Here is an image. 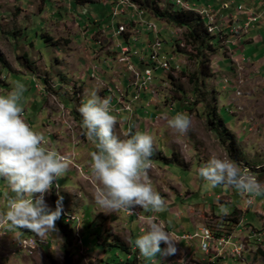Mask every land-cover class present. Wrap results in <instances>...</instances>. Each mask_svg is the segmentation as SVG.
<instances>
[{
    "label": "rangeland",
    "instance_id": "1",
    "mask_svg": "<svg viewBox=\"0 0 264 264\" xmlns=\"http://www.w3.org/2000/svg\"><path fill=\"white\" fill-rule=\"evenodd\" d=\"M84 1L91 3L83 5ZM107 1L0 0V94L12 91L17 81L22 83L25 87L22 104L27 123L45 136L50 148L58 150L64 145L59 153L68 158L69 167L62 178L53 181L45 202L55 210L54 200L63 197L62 220L67 223L68 218H78L80 221L77 230L81 231L85 253L81 254L75 240L70 248L72 264L127 262V256L134 255L132 241L147 230L146 218L166 224L172 235L194 234L197 228L186 219L188 212L192 218L198 216L202 220L198 228L211 226L216 231H233V242L246 240L247 258L245 254L240 259L216 258V264H264V193L254 196L249 204L248 197L242 196L235 188L226 184L213 188L198 175V169L215 153L235 161L264 184V63L257 68L251 66L264 60V43L258 47L244 44L248 34L243 35L235 56L247 57L251 64L246 66V62L237 60L231 63V51L220 45L223 38L218 41L207 31L215 38L211 41L216 50L213 47L212 52L204 53L209 76L203 78L199 75L201 67L198 64L202 51L198 53V49L184 42L185 30L176 31L174 26L164 24L141 8L161 32L164 52L171 57L176 54L171 65L179 66V69L155 72L149 91L143 92L134 105L131 103V110L126 108V114L119 118L126 125L130 120L126 115L132 113L135 127L130 133L140 131L153 136L154 158L149 179L165 201L164 210L158 213L134 207L142 211L137 210L145 218L142 221L136 217L134 222L135 217L131 218L127 211H112L97 205L95 192L99 185L90 167L91 153L96 147L82 127L83 118L78 110L86 94L90 95L93 90L105 98L109 88L118 89L127 99L132 98L131 101L136 92L128 88L130 81L132 84L134 80L128 62L119 61L115 54L116 44L126 42L122 36L114 34L119 24L131 22L134 12L127 9L125 15L113 17L116 4L106 5ZM157 1L161 10L179 7L186 10L171 0ZM185 1L196 10L214 4L212 0ZM225 1H228V10H235L239 13L237 16L241 15L245 20L248 8L254 9L257 5L253 6V1H262L264 8V0ZM134 3L140 6L136 1ZM220 5L214 11L218 12ZM234 23L237 27L243 22L234 18ZM255 26L256 32L264 37V26L261 23ZM135 29L140 30L138 24ZM145 34H148L146 30ZM149 35V39H156L155 34ZM178 41L184 42L180 49L176 47ZM137 62L136 66H140L137 71H141V62ZM194 74L199 75L196 85L190 81ZM177 113H188L192 119V126L184 135L169 128L165 119ZM56 114L58 118L60 114V118L53 123L51 118ZM217 116L225 121V126L219 125ZM120 127L122 125L117 123L115 132L123 138ZM14 195L0 177V213L6 210L8 199ZM214 205L219 216L206 211ZM234 210L235 215L231 213ZM246 214L247 220L242 223ZM71 225L76 228V224ZM239 225L244 228L240 234L236 233L240 231ZM135 226L138 235H135ZM114 236L120 242L115 243ZM174 238L178 241L177 252L166 256V264H212L199 240L187 242L181 239L182 236ZM64 242L57 223L56 230L43 237L10 222L0 223V264L63 263ZM119 244H125L130 253L114 248ZM161 245L167 247L163 242ZM105 249L114 250L102 257ZM135 256L138 264H165V255L162 254L145 259L135 251ZM155 258L156 262H152Z\"/></svg>",
    "mask_w": 264,
    "mask_h": 264
},
{
    "label": "clouds",
    "instance_id": "2",
    "mask_svg": "<svg viewBox=\"0 0 264 264\" xmlns=\"http://www.w3.org/2000/svg\"><path fill=\"white\" fill-rule=\"evenodd\" d=\"M24 91V85L17 81L12 91L0 94V177L15 194L8 199L6 210L0 213V223L10 222L43 237L56 230L63 199L60 197L52 210L44 196L51 190L53 181L67 172L69 163L65 155L50 148L45 136L24 119ZM78 110L83 118L82 127L96 147L91 153L90 167L99 185L95 192L97 205L130 214L136 206L145 211H163L165 201L149 179V170L153 167V136L140 131L125 133L123 138L117 135L118 120L112 114L110 99L100 97L95 90L86 94ZM165 119L168 127L180 135L186 134L192 126L188 113H177ZM198 175L213 188L219 184L235 188L248 197L249 204L252 197L264 193V184L247 169L215 153L198 169ZM139 218L145 220L143 216ZM145 222L147 230L134 241L140 255L145 259L157 254L174 255L178 241L164 224L153 218ZM162 242L167 245L163 250Z\"/></svg>",
    "mask_w": 264,
    "mask_h": 264
},
{
    "label": "built area",
    "instance_id": "3",
    "mask_svg": "<svg viewBox=\"0 0 264 264\" xmlns=\"http://www.w3.org/2000/svg\"><path fill=\"white\" fill-rule=\"evenodd\" d=\"M181 3V6L186 9L190 8L185 0H177ZM114 4H116V10L112 13L113 17H118L120 15H125L127 9L132 10L134 14L132 15V20L129 24H121L118 27V31H115V36H123L126 44L118 43L116 44V48L120 49V54L122 55V62H128L131 71L133 72L132 78L133 83H129L131 87H133L134 91L136 90V95L134 93L133 101L127 102L126 95L118 89L109 90L113 92L117 90L118 93L121 94V97L118 99L119 104L126 105L123 107V110H131V103L137 101L143 92L149 91L150 86L153 84L155 79V72L158 71H170L172 69L171 62L175 60V55L169 56L164 52L163 49V41L160 38L161 32L159 31L156 24H153L151 21L143 20V16L145 12L142 11L140 6L134 5L130 0H115ZM120 8L122 10L120 11ZM229 5L224 4L223 7L218 11H214L211 8H206L203 10H197L199 13L203 15L204 18L207 19L208 25H217L218 33L212 34L214 37H222L223 44L228 45L229 43L232 46H237L238 42L241 41L243 35H246L250 32V29L254 24H256L260 16L256 14H250L246 12V20L242 21L241 26H235L234 17L232 15H228L223 13L224 11H228ZM239 11H242V7H239ZM113 12V11H112ZM138 17L137 21L136 18ZM238 21V20H237ZM144 24L147 26L148 31H151L155 34L156 39L148 42L146 47L142 51H137L130 44L132 42H138L140 31H136L135 24ZM128 27L132 28L128 30ZM138 57L141 62L142 69L141 71H137V66L132 63V58ZM140 67V66H139ZM179 69V66L176 67ZM173 70V69H172ZM136 86V87H135ZM110 107L113 110L114 106L110 104ZM23 117L25 118V114L23 113ZM27 122V120H26ZM46 196V194H45ZM44 196V199H45ZM130 214L128 211V215L140 217V214L134 208L131 210ZM77 222H80L78 218H68V224H76L75 236H76V245L80 249L81 254L85 253L84 241L81 235V231L77 230ZM72 226V225H71ZM33 238V237H32ZM185 241H195L199 240L202 250L212 258H222V259H240L244 256V254L248 250L247 242L245 239L238 240L237 243L233 242L234 233L229 230H220L216 231L211 226H203L198 228L194 234H186L183 235L182 238Z\"/></svg>",
    "mask_w": 264,
    "mask_h": 264
},
{
    "label": "trees",
    "instance_id": "4",
    "mask_svg": "<svg viewBox=\"0 0 264 264\" xmlns=\"http://www.w3.org/2000/svg\"><path fill=\"white\" fill-rule=\"evenodd\" d=\"M136 1V3H138L140 5V7L142 9H146L150 12V14L152 16H154L155 19H159L161 20L164 24L168 25V26H174L176 28V31H178L179 29L181 30H185V41L184 42H188L190 46L194 47L195 49H198V53H200L201 51V55H199V59H198V64L201 67L199 69L200 71V76L207 77L209 76L208 74V69L209 66L205 65L204 62V53L205 51H209L212 52L213 47H214V43L211 40H215L214 37L210 36L208 34V30L206 27V18H204L203 16H201L200 14H198L196 11H190V10H184L182 8L179 7V9L176 8H169L168 10H161L160 6H159V1L157 0H134ZM143 1V2H142ZM85 4L87 3H91L90 1H84L83 2ZM144 11V10H142ZM147 13V12H146ZM146 17V15H144L143 20H147L144 19ZM150 21V20H148ZM154 22V21H151ZM138 24V22H137ZM121 25V24H119ZM140 27V36H139V41L141 38V34L143 32H141V29L143 28L144 30H146L148 32V36H150L149 34H151V31H148V28L146 25L144 24H138ZM137 26V25H136ZM142 27V28H141ZM154 34V33H153ZM149 38V37H148ZM152 39H148L147 42L144 45H141L140 42H132L130 45L134 47L135 50L137 51H142L144 49V47H146V45L148 44V42H150ZM211 41V42H210ZM126 42V41H125ZM184 42L179 43V41L176 43V47L180 49V45ZM208 43V44H206ZM118 51L119 49L116 48ZM163 49H164V45H163ZM215 49V48H214ZM216 50V49H215ZM120 52V51H119ZM118 52V54H119ZM117 53V51L115 52ZM173 55H176L173 53ZM137 61H139L138 57L132 58V63H135V66L137 65ZM172 64V62H171ZM139 67V66H137ZM172 69L175 70L176 66L172 65ZM196 76V74L190 76V81L192 82L193 85H196L197 83H199V78L198 76ZM198 79V80H197ZM128 88L133 89V87L128 85ZM136 94V92H135ZM216 115V112H215ZM218 117V122L219 125L221 126H225L226 123L225 121ZM233 142H235V140L233 139ZM154 158V155H152L151 159ZM54 209L56 208V203H57V199L54 200ZM236 214V212L234 213V215ZM62 213L60 218L56 221L60 232L63 234L64 236V256H65V260L63 263L60 262H54V264H72V252L70 250L71 247L74 246V242L76 239L75 236V230L73 229V227L64 222L62 220ZM233 220H231L232 222ZM25 229V228H22ZM26 230V229H25ZM99 239V237H98ZM115 239V243L120 242V239L117 236H114ZM114 248H117L119 250H121L122 252H125L127 254L130 253L128 247L124 244V245H115ZM133 257H130L129 260L121 262V263H117V264H137V259L135 257V262H131Z\"/></svg>",
    "mask_w": 264,
    "mask_h": 264
},
{
    "label": "crops",
    "instance_id": "5",
    "mask_svg": "<svg viewBox=\"0 0 264 264\" xmlns=\"http://www.w3.org/2000/svg\"><path fill=\"white\" fill-rule=\"evenodd\" d=\"M114 1L115 0H109V1H107L106 2V5H108V3H111V4H113L114 3ZM133 1V0H132ZM213 2H214V4H212V3H209V4H212V5H208V8H211L212 10H214V8L215 7H218L219 6V4H222V6H221V8L223 7V5L224 4H227V2L228 1H225V0H219V1H217V0H212ZM217 1V2H216ZM134 2V1H133ZM253 4V6H254V4L255 3H257V5H255L254 6V9L253 8H248V13H252V14H256V15H259L260 16V19H259V21L256 23V24H254L253 26H252V28L250 29V32L248 33V35H247V37L244 39L245 41H244V44H255L257 47L259 46V45H261L262 43H264V37L263 36H260V34H258L257 32H256V26L255 25H258V24H262L263 26H264V8L262 7L263 5H262V1L261 2H259V1H253L252 2ZM197 4V3H196ZM220 8V9H221ZM197 11V10H196ZM223 13H225V14H228V15H232L236 20H238V21H244V19L245 18H243L241 15H239V16H237V14H239L238 12H236L235 10H226V11H224ZM245 16V15H244ZM144 17V16H143ZM144 19H147V16L144 18ZM147 21H148V19H147ZM206 21H207V19H206ZM262 29H263V27H262ZM143 31V33L141 34V38H140V41H138V42H140L141 43V45H144L146 42H147V40L149 39L148 37V34H145V30L143 29L142 30ZM123 37V36H122ZM123 39H124V37H123ZM125 40V39H124ZM126 44V43H125ZM221 45V47H222V49L223 48H225V49H229L231 52H230V54H229V56H230V61H231V63H233L232 62V60L233 61H240V62H246V66H248V65H250L251 64V62H250V59H248L247 57H243V56H241V55H238V56H235V50L236 49H238L237 48V46H234L233 48H232V45L229 43L228 45H223V44H220ZM215 48V47H214ZM233 50H232V49ZM221 50V49H220ZM117 51V53H115V54H117V56L119 57V61H121V59L123 58L122 57V55L120 54V52L116 49L115 50V52ZM118 52H119V54H118ZM226 54V53H225ZM235 56V57H234ZM259 62H260V64H259ZM259 62H254V63H252L251 64V66L252 67H255V68H257L258 66H261L263 63H264V60L263 59H261V60H259ZM227 63V62H226ZM248 63H250V64H248ZM234 65L233 64H231V67H233ZM245 66V67H246ZM126 80H128V79H125L124 81H126ZM129 83V82H128ZM106 87H107V85H106ZM108 89V88H107ZM106 89V90H107ZM122 89H124V88H122ZM105 98H109L110 99V104L112 105V106H114L115 107V109L113 110V112H112V114H114V115H116L117 116V120H118V124L120 123V125H122V127H120L121 128V130L119 131L120 133H123V134H125V133H130V132H132V129H134V120H132V118H134V115H132V113L131 114H127L126 116H128L129 117V122L126 124V125H124V124H122V122H121V120L119 119V118H121L124 114H126L125 112H124V110H123V107L119 104V101H118V99L121 97V94L120 93H118L117 92V90H114L113 92H111L110 90L108 91L107 90V92L105 93ZM132 96V95H131ZM125 97H127V96H125ZM127 99V98H126ZM132 99V98H131ZM131 99L130 98H128L127 99V102H130L131 101ZM135 104V102L133 103V105ZM134 108V107H133ZM134 113H135V108H134ZM59 118H60V114H59ZM59 118H58V115L56 114V116H52V118H51V120L53 121V123H54V121H55V119L57 120V121H59ZM56 124V123H55ZM124 130H125V132H124ZM127 130V131H126ZM116 131V130H115ZM118 131V130H117ZM52 141V140H51ZM57 141V140H56ZM57 145L59 144L58 142L56 143ZM62 144H60L59 146H61ZM61 148H62V146H61ZM58 149L57 151L58 152H60V150H63L64 149V145H63V148L62 149ZM66 149H68V148H66ZM82 153V152H81ZM81 153H79V154H81ZM255 197H257V196H255ZM252 198H254V197H252ZM215 206L216 205H214V206H212L211 208H210V210H206L207 212H211V213H213V214H215V215H217V216H219L218 215V213L215 211ZM189 208V207H188ZM187 208V209H188ZM178 208H176V212L177 213H179V209L177 210ZM138 210V209H137ZM239 210H240V208H239ZM139 211V213H141L142 211H140V210H138ZM248 210H246L245 212H247ZM258 211V210H257ZM236 212V210H234L233 212H231V213H235ZM237 213V212H236ZM225 215V214H224ZM223 216V215H222ZM131 218L132 217H135L136 218V216H130ZM247 217H248V215L246 214L245 216H244V219L241 221L242 223L244 222V220H247ZM135 218H133L134 220V222H136V220H137V218L135 219ZM146 219H149V218H146ZM186 219L187 220H189V221H191L192 222V225L194 226V227H196L197 229H198V225L200 224V222L202 221V220H199V217L198 216H195V218H192L191 216H190V214H189V212H188V216L186 217ZM164 226H165V228H166V230L168 231V232H171V231H169V227L166 225V224H164ZM139 227V226H138ZM241 227V225H239V229H240V231H237L236 233H238V234H240V232L242 233V231H243V229L244 228H240ZM143 229H141V231H142ZM242 230V231H241ZM136 231H137V226H135V235H138L137 233H136ZM143 232H144V230H143ZM171 234H172V232H171ZM174 235V237H178V236H183L184 234H182V235H176V234H173ZM32 237H34V236H30V238H32ZM135 241V240H134ZM134 241H132V248H131V251H132V253L134 254V255H128L127 256V259L129 260V258L130 257H133L132 258V260H131V262L133 261V262H135V251L137 252L138 251V249L135 247V243H134ZM133 243H134V245H133ZM161 247L164 249V248H166V247H164L163 245H161ZM112 250H114V249H112ZM112 250H106L105 249V253L103 254V256L102 257H107V255H108V251H112ZM119 250V249H118ZM120 251V250H119ZM248 254V253H247ZM247 254H245V257L247 258ZM102 255V254H101ZM209 257V256H208ZM142 258V257H141ZM251 258H252V256H251ZM143 260V259H142ZM208 261L210 262V263H212V264H216L217 263V261H216V258H208ZM152 262H156V258L155 259H153L152 260ZM163 262H165V264H166V262H167V257L165 256L164 257V259H163ZM250 263V262H249ZM253 263H254V260H253ZM138 264V263H137ZM164 264V263H163ZM169 264H173L172 262L171 263H169Z\"/></svg>",
    "mask_w": 264,
    "mask_h": 264
},
{
    "label": "bare ground",
    "instance_id": "6",
    "mask_svg": "<svg viewBox=\"0 0 264 264\" xmlns=\"http://www.w3.org/2000/svg\"><path fill=\"white\" fill-rule=\"evenodd\" d=\"M134 5H135V3L132 1V0H130ZM171 1H173L175 4H177V5H180L181 6V3L179 2V1H177V0H171ZM183 7V6H182ZM185 8V7H184ZM186 9V8H185ZM186 10H191V9H186ZM201 16H203V15H201ZM153 24H155V22H153ZM206 27H207V30H208V32L210 33V34H217L218 33V26L217 25H208L207 24V21H206ZM221 39L222 37H217L216 39L218 40V39ZM219 41V40H218ZM120 50V49H119Z\"/></svg>",
    "mask_w": 264,
    "mask_h": 264
}]
</instances>
